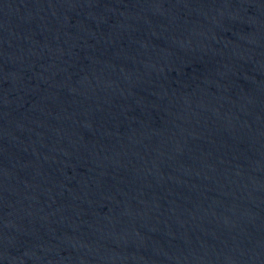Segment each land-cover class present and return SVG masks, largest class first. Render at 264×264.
Masks as SVG:
<instances>
[{
    "label": "water",
    "instance_id": "1",
    "mask_svg": "<svg viewBox=\"0 0 264 264\" xmlns=\"http://www.w3.org/2000/svg\"><path fill=\"white\" fill-rule=\"evenodd\" d=\"M0 264H264V0H0Z\"/></svg>",
    "mask_w": 264,
    "mask_h": 264
}]
</instances>
